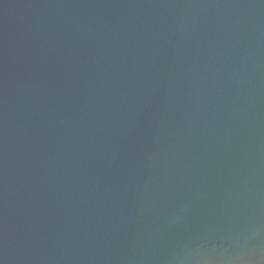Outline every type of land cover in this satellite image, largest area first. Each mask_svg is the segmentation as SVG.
<instances>
[{
	"label": "water",
	"instance_id": "obj_1",
	"mask_svg": "<svg viewBox=\"0 0 264 264\" xmlns=\"http://www.w3.org/2000/svg\"><path fill=\"white\" fill-rule=\"evenodd\" d=\"M0 264H264V0H0Z\"/></svg>",
	"mask_w": 264,
	"mask_h": 264
}]
</instances>
